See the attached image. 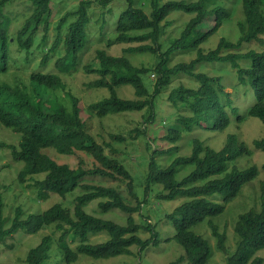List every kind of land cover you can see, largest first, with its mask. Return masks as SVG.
Listing matches in <instances>:
<instances>
[{"label": "trees", "instance_id": "obj_1", "mask_svg": "<svg viewBox=\"0 0 264 264\" xmlns=\"http://www.w3.org/2000/svg\"><path fill=\"white\" fill-rule=\"evenodd\" d=\"M27 1L31 12L21 13L25 19L11 29L14 18L7 8L14 0H0V75L10 73L12 66L21 73L15 77L14 84L0 81V125L18 137L17 142L10 143L1 139L0 149L8 147L13 159L22 162L17 179L20 183L27 181L39 199L46 200L51 195L72 199L67 198L71 199L70 205L57 201L42 211L30 212L25 218L21 217L22 207L17 205L11 225L5 227L7 217L3 216L4 190L0 181V243L21 228L38 233L44 227H52L51 232L43 234L41 240L27 250L26 264H47L52 254L59 255L63 264H79L80 256L109 258L131 254L135 244L143 249L157 243L159 235L150 218L143 214V220L138 222L134 215L141 213L146 194L136 190L137 177L122 159L121 149L111 142L121 143L143 136L150 153L138 170L146 175L147 183L162 184V198H184L169 216L173 219V236L185 252L165 264H206L213 255V248L192 226L208 216L222 213L242 187L264 169V163H253L244 169L237 164L230 166L231 162L253 153V148L236 132H229L219 149L195 137L190 154H177L169 164L162 162L163 165L158 158L178 153V140L195 128L223 131L232 123L239 128L249 116L258 117L264 123V0H241L243 17L237 21L238 39L232 41L221 36L215 47L205 44L232 16L231 8L225 6L223 0H121L124 4H117L119 11H115L113 2L116 0H80L76 9L56 22L53 18L57 10L53 16L51 3L60 0ZM174 11L191 17L182 26L170 29L173 20L168 19ZM71 16L74 20L68 21ZM52 24L54 40L50 42L48 31ZM96 24L100 27L94 29L99 33L97 38H102L107 28H112L113 36L107 46L127 45L121 54L98 48L95 59L99 65H84L87 71L98 76L88 85L109 91L108 95L88 103L85 110L88 115L100 118L145 111L141 126L129 130L128 136L111 133L108 141L98 140L91 132L78 96L70 90L66 91V98L58 93L66 87L61 74H72L80 68L78 53L87 47L91 26ZM37 54H43L39 61L34 59ZM128 54H149L154 62L137 65ZM179 55L193 57L185 61L176 59ZM32 61L34 69L27 82L22 81L23 64ZM222 62L229 64H220ZM205 63L219 64V73L197 70ZM224 65L236 71L235 80L233 76L228 79L230 91L225 89L226 75L220 71ZM50 66L58 71H47ZM152 72L158 74L155 82L145 81V76ZM180 75L186 76L192 84L176 82ZM122 86H131L134 96H123L119 92ZM169 87L167 97L173 110L161 113L159 100ZM161 115L165 117L164 134L159 136L157 126ZM158 137L169 143L167 147L156 144ZM253 145L264 150V137L255 138ZM45 149L76 156L78 161L76 164L59 161ZM81 152L91 156L93 164ZM189 165L193 166L192 170L177 179V173ZM1 166L7 167L9 163L0 165V170ZM90 176L119 184L92 182ZM121 182H125L127 194L121 189ZM260 185L259 208L239 213L235 224L238 247L234 254L227 255L226 264L264 262L263 257L256 254L264 248L263 180ZM216 191L223 193L220 203L208 198ZM96 200L98 213H92L87 206ZM114 209L126 214L124 223L100 215ZM210 225L218 250L226 252V233L212 221ZM140 230L150 232V236L142 238ZM100 232H105L108 238L93 242L92 237Z\"/></svg>", "mask_w": 264, "mask_h": 264}, {"label": "rangeland", "instance_id": "obj_2", "mask_svg": "<svg viewBox=\"0 0 264 264\" xmlns=\"http://www.w3.org/2000/svg\"><path fill=\"white\" fill-rule=\"evenodd\" d=\"M80 0H60L59 3L52 2V15L54 16L56 10V14L53 18V21L56 22L58 18L65 15L68 11L74 10L77 8V5ZM93 1V0H92ZM225 6H228L232 10V16L229 20H226L219 29V31L209 40L208 43L205 44L206 47L214 46L218 41L219 37L225 36L232 41H236L239 36V30L237 26V21L239 18L243 17L242 11V1L241 0H223L222 1ZM115 6V11H119L117 8V4H124L121 0H116L113 2ZM96 4V3H95ZM94 4V6H95ZM30 3L27 0H14L13 5L7 8L8 11L11 12L12 17L14 18V23L11 25V29L16 27V25L20 24L25 17L21 15V13H30L31 7ZM114 6V5H113ZM111 5V7H113ZM149 7H146V10L149 11ZM52 16V17H53ZM110 20L109 23L112 22V18L107 16ZM191 17L190 14L180 13L179 11H174L169 16V21L173 20L171 24V28L176 26H182L185 21H187ZM74 20V17H69L68 21ZM51 25V28L48 31L49 41L54 40V28ZM100 28L98 24L93 27L91 26L90 39L87 42V47H85L81 52H79L80 58V68L72 74H61L63 81L66 84L65 89H60L58 93L63 97H65V93L67 90H70L73 94L80 98V104L83 106V116L89 122V128L94 136L102 141V140H111V133H121L125 136H128L129 130L141 126L143 121V113L145 111H137L131 113H119L112 114L106 116L104 118H100L95 115H88V112L85 110L88 103L100 99L109 94L108 89L106 88H92L88 85L89 82L93 81L97 78V74L94 72H89L84 67L85 64L90 63L93 67H97L99 65L98 61L95 59V54L98 48L105 47L107 48L109 53L112 54H121L123 53V48L127 44L116 43L110 46H107L109 39L113 36V30L111 27L107 28L108 31L104 33L102 38H97L99 33H96L95 28ZM42 33V32H41ZM43 34V33H42ZM215 47V46H214ZM16 55H20L19 52H15ZM43 54H37L34 56V59L39 61ZM129 58L132 60L134 64L140 65L145 64L149 65L154 62L153 56L149 54H135L129 55ZM193 57V56H192ZM189 55H179L176 59L189 61L191 58ZM220 64H229L222 62ZM231 66L224 65L222 70L226 76L225 77V89L231 90L230 81L228 79L235 80L236 71L229 69ZM22 71V81L27 82L29 73L34 69V61L30 64H23ZM15 66H12L11 72L8 74L0 75V81H9L10 83H15V77L19 74V70H17ZM21 69V68H19ZM219 64H209L205 63L203 67H198L197 70H204L210 74L219 73ZM58 71L56 68L50 66L47 68V71ZM229 70L230 72L228 73ZM234 73V74H233ZM149 77V78H148ZM158 74H154L153 72L145 76L146 79H150L151 83L155 82ZM176 82L180 83L181 81L184 85L192 84L186 76L180 75L175 79ZM147 83V82H146ZM195 84V82H194ZM171 87L165 91L159 103L161 104V113L171 112L173 107L169 104L168 100V92ZM119 92L125 97L134 96V89L131 86H122L119 89ZM250 101L253 98V90H250ZM160 117V123L157 126L158 135L161 136L164 134L163 120L165 117L162 115ZM167 119V118H166ZM168 121V119H167ZM229 132H236L239 135L241 140L247 142L252 148L253 153L250 155H244L239 159L231 162L230 166L233 164H237L239 168L244 169L249 165L256 163L261 165L264 163V150L256 148L253 145V140L255 138H263L264 137V123L258 117L249 116L247 117L239 128L236 127L235 123L230 124L223 131L221 130H208L195 128L192 131H187L184 133L183 137L178 140L177 144L180 146L178 153H170L160 155L159 162H165L169 164L172 159L178 155L190 154L192 151V141L193 139L199 138L209 145L213 146L216 149H219L226 142L227 134ZM3 139L5 142H17V135L13 133L11 130L4 128L0 125V140ZM146 138L138 137L136 140H127L121 143H117L113 140L111 142L114 143L117 147L121 149L123 152L122 159L127 163V165L131 168V172L137 178H135L136 190L139 191L142 195L146 194V201L141 207V213H135V217L138 222L143 220V214L146 218H150V221L155 226V229L158 232L159 240L157 243H151L148 247L140 249L139 245L132 246L131 254H121L118 256H112L109 258H94L90 256H80L79 264H90L91 261L94 264H165L171 260L177 259L181 254L185 252L183 246L174 238V225L173 219L169 216V213L173 211V209L179 205L184 198L177 197L176 199H164L161 197V193L164 192L163 186L160 183H147L146 175L142 174L138 169L142 166V162H145L148 158V148ZM156 144L161 147H167L169 144L165 140L158 137ZM151 149V148H150ZM48 150L57 160L59 161H67L71 164H76L78 161V157L73 155H64L59 154L52 149ZM84 156L85 153L81 152ZM90 164H93V158L91 156L86 155ZM142 161V162H141ZM124 162V163H125ZM9 163V166H1L0 170V181L2 183V189L4 190V208H3V216L7 217V220L4 223L5 227H9L12 223V219L15 215L16 206L20 205L24 211L22 214V218H25L30 212H39L43 209L47 208L51 204L57 201H65V204L70 205L71 199H67L66 197H61L59 195H51L46 200L39 199L37 197L36 192L33 190L32 186H29L26 182L20 183L17 179V174L19 169L22 167V162L15 161L11 156L10 149L8 147H1L0 149V165ZM125 163V164H126ZM163 165V164H162ZM193 166H187L186 168L180 170L177 173V179H181L185 174H187L190 170H192ZM89 180L92 182H99L108 185H117L119 183L103 178L100 176H90ZM264 181V169H261L258 176L254 178L252 181L246 183L239 194L230 200L226 204L225 210L217 215L208 216L204 220L198 222L197 224L192 226V230L202 235L205 239H207L212 248L213 255L210 260L206 264H226L227 263V255H232L236 252L238 247V234L235 232V224L238 220L239 213L244 212L250 208H259L260 205V184L261 181ZM121 189L125 191L126 184L125 182H121ZM208 198H211L216 203H220L223 201V193L220 191H216L214 194L209 195ZM87 209L90 212L98 213V200L93 201L87 206ZM102 217L112 218L117 222L124 223L126 215L119 209H114L107 213H100ZM210 221L216 224L220 231L226 233V252L218 250L216 243L217 240L212 234V227L210 225ZM52 227H44L43 230L38 233H30L27 232L26 229H20L12 234L6 236L3 242L0 243V264H26L25 255L27 250L37 244L41 240V236L43 234L51 232ZM140 236L142 238H146L150 236V232H146L144 230L139 231ZM59 235V232L56 233V236ZM108 238V235L105 232H100L95 234L92 237L93 242H100L104 239ZM10 244H14V246H10ZM257 255H260L264 259V248L256 251ZM47 264H63L61 262L59 255H51L47 261ZM264 264V262H263Z\"/></svg>", "mask_w": 264, "mask_h": 264}]
</instances>
